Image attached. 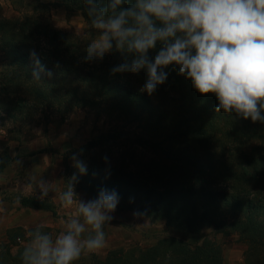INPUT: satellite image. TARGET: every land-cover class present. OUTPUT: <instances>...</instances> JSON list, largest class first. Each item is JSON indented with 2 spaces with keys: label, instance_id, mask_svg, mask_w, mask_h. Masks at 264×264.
Masks as SVG:
<instances>
[{
  "label": "rangeland",
  "instance_id": "obj_1",
  "mask_svg": "<svg viewBox=\"0 0 264 264\" xmlns=\"http://www.w3.org/2000/svg\"><path fill=\"white\" fill-rule=\"evenodd\" d=\"M52 3L54 0H0V24L4 20L18 21L27 28V20L36 22L38 33L46 35V39L34 35L27 42L41 47L45 43L46 51L53 50V53L47 51L49 57L44 59H75L98 74L108 75L111 82L120 81L141 91L147 78L144 70L138 74L111 73L114 66L123 62L121 53L116 56L111 51L102 60L84 61L85 49L96 38V30L81 11ZM161 46L158 43L149 56L154 59ZM11 54L0 53V251L4 256L5 253L20 255L30 239L29 232L38 225L53 238L64 229L67 220L77 213L75 203L64 207L60 201L69 182L78 200H92L83 189L77 188V179L85 175L73 166V157L87 167L91 161L120 166L123 172L133 171L139 181L160 189L205 183L212 189L238 190L256 200L264 197V176L248 175L246 180L237 181L222 174L224 162L238 174L249 171L239 157H264V137L242 139L218 134L204 139L195 135L175 137L160 148L151 147L150 142L140 144L135 136L141 126L129 127L127 120L110 119L99 109L72 106L78 99V91L77 97H73L72 91L64 92L69 87L61 88L58 105L50 108V100L36 105L32 85L28 89L23 84L34 79L18 72L20 65ZM165 71L168 72L166 82L158 85L151 96L145 93L153 103L166 95H174L185 78L178 74V69ZM16 75L20 80L14 82ZM31 102L35 104L32 106ZM124 127L126 130L121 132ZM111 134L121 136L108 138ZM90 141L99 142L87 151L92 153V158H81L85 155L82 153L77 156L78 148ZM39 181L46 182V196H41ZM22 197L35 198L49 208L25 207L20 203ZM133 208L121 211L116 207L111 214L113 219L104 226L105 247L96 252H83L74 264H91L90 256L104 259L112 249H145L172 235L190 240L184 234L168 230L162 221H151L138 208ZM204 233L220 244L223 264H264V249L248 250L237 235L223 236L209 230Z\"/></svg>",
  "mask_w": 264,
  "mask_h": 264
},
{
  "label": "trees",
  "instance_id": "obj_2",
  "mask_svg": "<svg viewBox=\"0 0 264 264\" xmlns=\"http://www.w3.org/2000/svg\"><path fill=\"white\" fill-rule=\"evenodd\" d=\"M99 2L103 6L107 0ZM132 2L133 0H126L123 7L130 6ZM52 4L79 10L85 19L90 20L83 0H54ZM26 22L27 28L18 21L1 22L0 53H12L20 65L18 72L29 79L32 76L33 83L27 80L23 84L28 89V85H32L31 91L36 105H42L48 100L51 101L50 108L58 105L62 97L61 88L69 87L64 92L70 94L72 91L73 97H77L78 91V99L72 106L78 104L99 109L110 119L127 120L129 127L131 124L138 128L141 126L138 129L140 131L136 130L135 141L140 144L150 142L154 148H160L163 143L180 136L197 135L204 139L218 134L242 139L264 137V123H253L251 119L245 120L235 113L216 112V97L213 94L201 96L186 78L183 79L182 86L174 90V95H166L153 103L140 90L120 81L111 82L108 75L98 74L75 59L61 57L60 60H46L43 57H49L53 50L46 48L48 53L43 48L46 47L45 43L41 47L27 42V38L34 35L43 36L45 40L46 35L38 33L39 26L36 22ZM119 53L115 48L112 50V55L117 56ZM37 59L53 73L51 77L43 73L38 79L34 76ZM26 61L28 67L25 65ZM167 68L178 69V66L170 65ZM17 75L14 82L20 80ZM35 103L31 102V105ZM124 130L125 127L121 128V132ZM118 136L121 135L111 134L108 138L118 139ZM98 143L90 141L80 146L77 156L82 153L85 155L81 158H92V153L87 151ZM239 160L249 171L238 174L224 162L222 174L237 181L246 180L248 175L264 176V157L241 155ZM91 162L86 166L85 177L77 179L76 183L77 188L83 189L90 199H96L101 189L115 190L119 196L117 207L121 211L138 208L149 220H160L168 230L190 238L186 241L172 235L145 249H112L104 259L90 256L91 264H223L221 246L214 237L204 233L207 230L223 236L237 235L248 250L264 249V201H261L264 197L256 200L241 191L212 189L205 183L160 189L139 181L133 171L126 173L120 166ZM20 203L34 209L49 208L30 197L20 198ZM20 257L21 253L15 256L5 253L4 256L0 251V264H17L21 262Z\"/></svg>",
  "mask_w": 264,
  "mask_h": 264
},
{
  "label": "clouds",
  "instance_id": "obj_3",
  "mask_svg": "<svg viewBox=\"0 0 264 264\" xmlns=\"http://www.w3.org/2000/svg\"><path fill=\"white\" fill-rule=\"evenodd\" d=\"M83 2L97 32L84 61L102 60L115 48L123 62L111 73L144 70L141 91L149 96L166 82L165 69L176 65L201 96L216 97V112L264 123V0H133L128 7H123L126 0H107L103 6L99 0ZM158 43L153 59L149 52ZM35 63L37 79L41 73L52 76L38 59ZM73 160L86 174L84 162ZM38 183L46 196V182ZM60 201L64 207L75 203L76 215L55 238L42 225L29 232L21 264H74L83 252L105 247L104 226L113 219L118 193L101 189L96 199L78 200L69 182Z\"/></svg>",
  "mask_w": 264,
  "mask_h": 264
}]
</instances>
